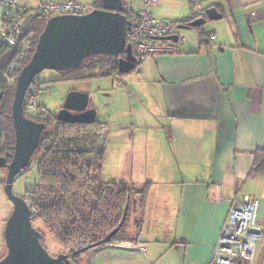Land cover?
Instances as JSON below:
<instances>
[{"label": "crops", "instance_id": "0c3cea01", "mask_svg": "<svg viewBox=\"0 0 264 264\" xmlns=\"http://www.w3.org/2000/svg\"><path fill=\"white\" fill-rule=\"evenodd\" d=\"M123 2L134 15L142 0ZM209 8L221 18L200 31L182 30L186 40L174 55L110 75L121 87L96 76L69 89L89 94L101 124L103 181L136 191L149 185L143 208L125 225V240L92 249L88 264H159L167 253L174 254L165 264H204L232 204L245 196L259 200L264 232V174L250 176L256 154H264V0H202L198 7L157 0L152 14L180 24ZM207 31L212 42H202ZM95 80L100 84L88 90ZM48 83L41 108L44 91L53 89Z\"/></svg>", "mask_w": 264, "mask_h": 264}, {"label": "trees", "instance_id": "16d2710c", "mask_svg": "<svg viewBox=\"0 0 264 264\" xmlns=\"http://www.w3.org/2000/svg\"><path fill=\"white\" fill-rule=\"evenodd\" d=\"M100 6V0H92L93 9ZM123 14L127 20L132 15L124 2ZM45 21L39 16L26 19L13 47L6 46L0 37V158H6L7 162L14 145L11 106L16 79L34 52ZM190 22L184 21L178 26H186ZM196 29L200 31L202 27ZM200 36L203 42L205 34L200 32ZM22 42L27 46L26 56L10 77L9 68ZM117 60L108 56H92L85 59L80 68L60 74L65 80L73 81L95 78V72L104 70L110 75L116 73L120 76ZM25 117L46 126L31 161L21 173L25 175L34 167L37 172L32 190L21 195L31 210L32 225L34 221H40L60 253L67 255L71 264H88L86 256L92 249L125 240L123 231L127 217L130 212L138 213L143 208L149 185L136 191L122 184L103 181V151L98 146L101 140L99 122L89 126L57 122L55 116L44 108L35 116L25 114ZM263 174L264 154L257 153L250 176ZM126 207V219L119 232L107 243L96 245L118 226ZM135 225L140 227V223ZM40 235L43 245L44 236Z\"/></svg>", "mask_w": 264, "mask_h": 264}, {"label": "water", "instance_id": "95a60500", "mask_svg": "<svg viewBox=\"0 0 264 264\" xmlns=\"http://www.w3.org/2000/svg\"><path fill=\"white\" fill-rule=\"evenodd\" d=\"M100 8L84 16H56L49 18L37 38L34 52L20 70L11 106L14 132L13 153L10 159L0 158V170H6L3 193L11 204V212L5 221L3 239L6 254L0 264H71L67 255L52 257L41 244V235L31 221V210L21 196L13 193L16 178L28 166L46 129L25 117L23 100L32 80L44 71L63 73L80 68L83 61L92 56L118 58L117 71L127 75L135 67L130 47L125 44L130 22L123 14V0H100ZM205 18H196L180 30L203 27L209 21H217L221 15L215 8L205 10ZM164 40L177 42L176 37ZM2 94H0L1 100ZM57 122L89 126L96 122L95 110L89 108V94L69 91L55 116ZM127 207L121 222L101 242L107 243L122 227Z\"/></svg>", "mask_w": 264, "mask_h": 264}, {"label": "built area", "instance_id": "2783aa9c", "mask_svg": "<svg viewBox=\"0 0 264 264\" xmlns=\"http://www.w3.org/2000/svg\"><path fill=\"white\" fill-rule=\"evenodd\" d=\"M202 0H191L198 7ZM157 0H142L140 9L131 15L130 29L125 44L135 59V64L144 63L150 58L169 56L176 53V45L186 40L178 24L156 19L152 10ZM2 11L1 41L8 47L15 46L22 33L23 24L30 17L39 16L46 20L56 16H84L90 13L91 5L81 0H38L34 9L27 8L17 0H0ZM205 10L198 9L196 18H205ZM254 16V14H251ZM205 40L212 42L214 34L207 31ZM176 37L177 42L164 40ZM27 46L22 42L20 51L12 62L8 74L13 77L26 56ZM41 84L34 78L26 90L23 100L24 113L35 116L41 109L39 97ZM259 200L245 196L242 201L234 202L221 228L219 238L209 260L204 264H253L256 250L260 248L258 264H264V232L257 224Z\"/></svg>", "mask_w": 264, "mask_h": 264}, {"label": "rangeland", "instance_id": "374dc122", "mask_svg": "<svg viewBox=\"0 0 264 264\" xmlns=\"http://www.w3.org/2000/svg\"><path fill=\"white\" fill-rule=\"evenodd\" d=\"M52 75L54 77V80L49 82L53 89H50L48 91H44L43 93V102H44V109L51 115L56 116L60 107L63 104L64 98L66 94L68 93L69 89H73L76 87H79L78 81L73 80H65L64 76L58 72L54 71H44L39 76L38 79L41 84V93L44 90V86L47 85V79L49 76ZM95 76L101 75L102 77H107L106 80H108L110 83H114L115 86L121 87L118 80L113 79L110 76V72L107 70L104 71H97L94 74ZM104 78V79H105ZM48 83V84H49ZM88 90L96 89L95 87L100 84L98 83V80L87 82ZM41 96V94H40ZM95 96L91 94V98H94ZM40 100V97H39ZM36 168H31V170L24 174H20L14 184H13V193L15 195L21 196L25 191L32 190L36 183ZM6 177V170H0V261L6 254V247L3 239V230L5 226V221L7 220L10 212H11V204L7 201L4 193H3V185ZM134 217L132 215V212L129 213L126 221V225L129 226L133 223ZM33 227L38 230L43 236L44 240H42L43 246L46 249V251L49 253L50 256L56 257L60 253L59 249L57 248L55 242L52 240L50 235L48 234V231L45 229L44 225L40 221H34ZM174 253H167L164 257V261L162 260L159 264H165L164 262L169 259H173ZM260 256V248L258 247L256 250L255 258L253 264H258Z\"/></svg>", "mask_w": 264, "mask_h": 264}, {"label": "flooded vegetation", "instance_id": "af4514ba", "mask_svg": "<svg viewBox=\"0 0 264 264\" xmlns=\"http://www.w3.org/2000/svg\"><path fill=\"white\" fill-rule=\"evenodd\" d=\"M8 159H9V158H8ZM9 161H10V159H9ZM9 161H8V162H9Z\"/></svg>", "mask_w": 264, "mask_h": 264}]
</instances>
